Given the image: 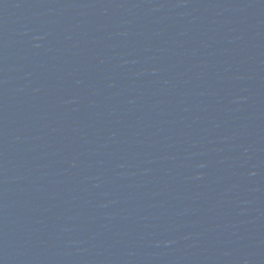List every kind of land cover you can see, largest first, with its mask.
Listing matches in <instances>:
<instances>
[{
  "label": "water",
  "instance_id": "obj_1",
  "mask_svg": "<svg viewBox=\"0 0 264 264\" xmlns=\"http://www.w3.org/2000/svg\"><path fill=\"white\" fill-rule=\"evenodd\" d=\"M0 264H264V0H0Z\"/></svg>",
  "mask_w": 264,
  "mask_h": 264
}]
</instances>
